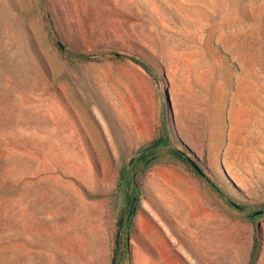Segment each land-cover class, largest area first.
Returning a JSON list of instances; mask_svg holds the SVG:
<instances>
[{"label": "rangeland", "instance_id": "rangeland-1", "mask_svg": "<svg viewBox=\"0 0 264 264\" xmlns=\"http://www.w3.org/2000/svg\"><path fill=\"white\" fill-rule=\"evenodd\" d=\"M114 52L152 66L170 120L171 81L228 96L222 167L182 148L246 208L202 177L206 207L168 202L144 169L126 264H264V0H0V264H110L130 159H101L81 115L143 77Z\"/></svg>", "mask_w": 264, "mask_h": 264}, {"label": "crops", "instance_id": "crops-1", "mask_svg": "<svg viewBox=\"0 0 264 264\" xmlns=\"http://www.w3.org/2000/svg\"><path fill=\"white\" fill-rule=\"evenodd\" d=\"M142 76L138 80L130 77L122 87H117L115 95L109 99V109L95 106L91 111L92 117L81 115L97 152L108 154L101 155V159H131L157 136L165 117L160 83L145 69ZM169 93L172 105L171 144L162 148V161L149 167L156 168L157 182L153 189L159 198L168 202L177 200L181 193L187 206L194 199L199 206L206 207L207 191L199 186L200 179L170 156L169 148L183 149L186 146L197 157L204 155L211 165L216 162L215 166L222 167L231 138L229 98L226 96L224 106L223 102L219 104L214 97L207 95L205 88L199 90L186 85L183 89L174 81L170 83Z\"/></svg>", "mask_w": 264, "mask_h": 264}, {"label": "trees", "instance_id": "trees-1", "mask_svg": "<svg viewBox=\"0 0 264 264\" xmlns=\"http://www.w3.org/2000/svg\"><path fill=\"white\" fill-rule=\"evenodd\" d=\"M80 60H93L96 58H101V55L91 56L88 54H79ZM130 58L135 63L144 68L148 73L154 76V78L159 81V78L152 68V66L145 61L143 58L134 55V54H125L122 52H114L110 56L112 59H122V58ZM169 125L170 119L169 117H164L161 121V125L159 126V131L154 140H152L149 144L139 149L133 157L130 159L129 164L124 165L120 169L119 180H118V191L121 192L126 200V203H130V197H136V201L131 205L130 210H128V214L126 215L127 219L124 222L121 235L120 242L117 251V257L114 264H126L130 259V231L132 227V223L134 217L136 215L138 206L140 204V196L141 189L139 184L136 181V177L139 172L144 169L149 168L155 162L162 161V150L163 147L170 146L171 138L169 134ZM149 145H154L153 147L146 148ZM170 156L176 158L191 174L201 178L197 172L191 167V165L186 161V157L183 156L182 152L177 148L170 147L169 148ZM215 191H217L221 196H225L222 191L217 187V185L209 184ZM128 200V201H127ZM258 230V229H257ZM257 245L255 243L254 249L252 252V257H254Z\"/></svg>", "mask_w": 264, "mask_h": 264}, {"label": "water", "instance_id": "water-1", "mask_svg": "<svg viewBox=\"0 0 264 264\" xmlns=\"http://www.w3.org/2000/svg\"><path fill=\"white\" fill-rule=\"evenodd\" d=\"M54 34H55V39H56V42L57 44L59 45V47L66 51V47L65 45L63 44L62 40L59 38V36L56 34V32L54 31ZM165 101H166V104H167V107L169 110H171V101H170V97H169V93L168 91L166 90L165 91V97H164ZM154 145H149L148 147L146 148H150V147H153ZM178 150H180L183 154V156H185L189 162H191V164L193 165L195 171L197 172V174L204 178L207 183L209 184H212V185H215V183L212 181V179L207 175V173L196 163V160L195 158L191 157L189 155V153L186 151V150H183V149H180V148H177ZM187 149V148H186ZM188 150V149H187ZM225 199L233 206H236L237 208L239 209H244V207L236 202H234L233 200H231L228 196H224ZM264 212V208L263 209H260V210H257V211H254L252 213V215H257V214H260ZM125 211L122 210L121 211V214H120V218L118 220V225H117V230H116V235H115V246H114V249H113V255H112V259H111V262L110 264H114L115 263V260H116V257H117V251H118V246H119V242H120V235H121V231H122V228H123V224H124V221H125Z\"/></svg>", "mask_w": 264, "mask_h": 264}, {"label": "flooded vegetation", "instance_id": "flooded-vegetation-1", "mask_svg": "<svg viewBox=\"0 0 264 264\" xmlns=\"http://www.w3.org/2000/svg\"><path fill=\"white\" fill-rule=\"evenodd\" d=\"M196 160V159H195ZM186 161L191 165V167L194 169V167H193V165L191 164V162H189V160L186 158ZM196 163L202 168V166L200 165V163H199V161L198 160H196ZM203 169V168H202ZM195 170V169H194ZM204 170V169H203ZM125 200V199H124ZM130 203L129 204H127L126 203V200L124 201L125 203H124V206H123V208H122V210H124L125 211V217H126V215L128 214V210H130V208H131V205L136 201V197H130ZM128 201V200H127ZM244 207V206H243ZM246 208L244 207V209H241V210H245ZM126 219H127V217L125 218V221H126ZM124 221V222H125ZM124 225V224H123Z\"/></svg>", "mask_w": 264, "mask_h": 264}]
</instances>
